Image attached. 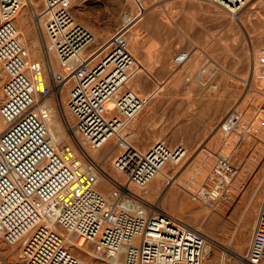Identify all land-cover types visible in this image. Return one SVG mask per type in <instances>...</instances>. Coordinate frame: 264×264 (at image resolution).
Here are the masks:
<instances>
[{
    "label": "built area",
    "instance_id": "2783aa9c",
    "mask_svg": "<svg viewBox=\"0 0 264 264\" xmlns=\"http://www.w3.org/2000/svg\"><path fill=\"white\" fill-rule=\"evenodd\" d=\"M211 1L237 13L253 0ZM22 7L23 0H0V63L7 74L0 105L6 123L0 134L1 238L20 245L23 264H204L208 234L136 191H147L187 149L163 140L143 149L130 138L128 128L150 97L128 86L140 69L128 29L99 39L76 18L74 0H43L33 16L45 58L30 59L16 23ZM259 56L264 72V48ZM190 57L180 51L175 66ZM205 75L198 73L203 86L209 84ZM66 88L61 109L68 135L60 144L48 127L55 111L50 100H62ZM233 124L235 116L223 129ZM112 142L118 153L108 171L92 150ZM87 244L92 262L70 249ZM243 258V264H264V198Z\"/></svg>",
    "mask_w": 264,
    "mask_h": 264
},
{
    "label": "rangeland",
    "instance_id": "374dc122",
    "mask_svg": "<svg viewBox=\"0 0 264 264\" xmlns=\"http://www.w3.org/2000/svg\"><path fill=\"white\" fill-rule=\"evenodd\" d=\"M82 1L76 0L75 8L88 19L75 16L99 39L119 28L128 29L130 48L140 65L128 86L150 97L128 128L131 140L143 149L158 140L187 149L180 162L169 163L180 169L174 182L178 187L171 183L172 176L154 188L149 184V200L208 234L213 264H243L236 254L247 252L264 198V72L259 65L264 48V0L251 1L239 13L211 0ZM34 2L25 4L16 23L24 12L27 23L21 25V32L30 45L40 40L38 51L43 37L33 15L43 0ZM129 15L138 17L136 24L126 26ZM173 44L179 46L176 52L166 47ZM180 51L190 52L191 57L176 67L173 59ZM199 72L206 74L203 81L208 85L200 83ZM6 80L0 63V105ZM67 93L66 88L59 102L54 97L50 100L59 105L61 121ZM231 116L238 118V124L228 132L223 125ZM3 122L0 116V134L6 128ZM113 144L105 147L113 148ZM117 153L103 160L108 171H113ZM170 188L176 194L165 199ZM207 200L211 212L204 203ZM87 246L92 249L91 244ZM70 249L82 260L93 261L80 248ZM11 251L12 246L0 236V264H23L22 255L14 258Z\"/></svg>",
    "mask_w": 264,
    "mask_h": 264
},
{
    "label": "bare ground",
    "instance_id": "6f19581e",
    "mask_svg": "<svg viewBox=\"0 0 264 264\" xmlns=\"http://www.w3.org/2000/svg\"><path fill=\"white\" fill-rule=\"evenodd\" d=\"M29 1H31V2H33V4L35 3L34 2V0H23V7L25 6V4H29ZM23 7H22V9H23ZM222 7V6H221ZM227 8H229L231 11H235V9H233V8H230V7H227ZM22 11V10H21ZM236 12V11H235ZM239 13V12H238ZM22 14V13H21ZM20 14V15H21ZM138 19V17H135V16H127L126 18H125V22H126V26H129V25H131V24H136L137 22H136V20ZM21 20V19H20ZM27 23V21H26V16H24L23 18H22V21H19L18 23H17V26H18V28H19V31H20V34L22 33L21 32V29H22V26L21 25H23V24H26ZM26 27V26H25ZM23 30V29H22ZM130 30V29H129ZM137 30V29H136ZM26 31H28V30H26ZM138 32V31H137ZM23 34V33H22ZM32 34V33H31ZM31 34H28V37H32V35ZM136 35V34H135ZM132 37V36H131ZM20 38H21V41H22V43L24 44V46L29 50V58L30 59H32V58H40L41 57V50H38V51H36V48L39 46V44H40V40L39 39H37L36 41H34L35 43L32 45H30V44H28L27 42H26V38H25V36H24V34H23V37L20 35ZM131 41H132V39H131ZM133 45V44H132ZM132 50V49H131ZM53 53V52H52ZM52 53L50 54L51 55V62L53 63L54 62V59L55 58H53V55H52ZM55 54V53H54ZM55 57H57L56 55H55ZM57 59V58H56ZM57 62H58V60H57ZM53 65H54V63H53ZM58 65H59V63H58ZM40 88H42V85H40L39 86ZM133 90V89H132ZM135 90V89H134ZM3 93V92H2ZM57 102V101H56ZM55 105V104H54ZM58 107H59V105L56 103V105L54 106V108H55V111L52 113V115H51V117L49 118V120H48V127H49V129H50V131L54 134V136L56 137V139H57V141L60 143V144H63V143H65L66 142V138H67V135H68V132H67V130H66V125L61 121V119L59 118V113H58ZM3 123H5V122H3ZM1 129V128H0ZM131 136V135H130ZM107 146V145H106ZM100 152H103V154H100ZM112 152H114L113 151V148H111L110 146L109 147H105V149L104 150H102V151H99V150H96V151H93L92 150V153H94L95 154V156L96 157H98V158H101V159H106V160H108V157L110 156V154H112ZM173 168V170L170 172L169 170L170 169H172ZM176 168L177 167H171V166H169V164H167L164 168H162L161 169V171L157 174L158 176H156L149 184L150 185H152V188H154L155 186H156V184L158 185H160L161 184V181H163V179H166V178H168V176H172V177H169L170 178V181H172L171 183L173 184V186H177L178 187V184H175L174 182H175V178H176V176H177V173L179 172V170L180 169H178V170H176ZM179 183V182H178ZM171 187V186H170ZM147 189H148V187H147ZM137 192H141V193H145V194H147V196H150V194H149V190H147V191H145L144 192V190H142V191H140V190H137ZM253 192V191H252ZM253 193H255V192H253ZM258 194V191H256V193H255V196ZM193 198V197H192ZM196 199H198V198H196ZM204 202V201H203ZM206 205H207V209H208V212H211L212 210H211V208H209V206H210V204H209V202H208V200L207 201H205L204 202ZM204 212H206V211H204ZM212 214V213H211ZM209 215V214H208ZM208 215H206L207 216V219H208ZM206 218V217H205ZM209 221L208 222H210V223H212V221H211V218H209L208 219ZM189 222V221H188ZM215 223V222H214ZM57 230L61 233V230L60 229H58L57 228ZM231 239V238H230ZM210 241V240H209ZM12 246V251L10 252L11 254H12V256L14 257V258H18V257H21V252H22V250H21V248H20V245L19 244H16V245H11ZM241 246V248L243 247L242 245H240ZM77 247H79L82 251H84V253L86 254V255H88L89 254V256L90 255H92L93 254V250L90 248V247H88L87 245L85 246V245H77ZM235 253H237V252H235ZM213 250L210 248V246L209 245H207V255H206V260L208 261L206 264H213L212 262H213ZM236 256L238 257V258H240L242 261L244 260V258H243V255L242 254H239V253H237L236 254ZM84 260V259H83ZM85 261V260H84ZM223 264H225V263H223Z\"/></svg>",
    "mask_w": 264,
    "mask_h": 264
},
{
    "label": "crops",
    "instance_id": "0c3cea01",
    "mask_svg": "<svg viewBox=\"0 0 264 264\" xmlns=\"http://www.w3.org/2000/svg\"><path fill=\"white\" fill-rule=\"evenodd\" d=\"M74 2H76V0H74ZM84 2V0L82 1V3ZM120 2H121V0H120ZM82 3H80V6H82ZM75 5H76V3L74 4V7H73V9H74V13H75V15H77V16H79L80 15V17H84V19L86 20V19H88L86 16H84V15H82V13H81V11L79 10V9H77V8H75ZM78 5H76V7H77ZM79 6V7H80ZM81 9V8H80ZM79 10V11H78ZM81 13V14H80ZM25 16V13L23 12L19 17V21H22V18ZM21 19V20H20ZM18 21V22H19ZM87 21V20H86ZM89 22V21H88ZM176 45H178V44H173V45H169V46H166V47H168V49H169V51H174V52H176L177 50H178V47L179 46H176ZM170 47V48H169ZM174 194H176V190H174V189H169L168 191H167V193L165 194V199L166 198H172L173 196H175Z\"/></svg>",
    "mask_w": 264,
    "mask_h": 264
}]
</instances>
